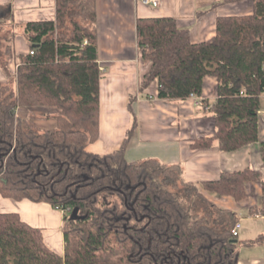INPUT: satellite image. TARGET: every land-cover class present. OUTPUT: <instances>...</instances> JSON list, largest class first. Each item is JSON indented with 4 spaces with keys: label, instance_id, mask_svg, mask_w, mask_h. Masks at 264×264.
Wrapping results in <instances>:
<instances>
[{
    "label": "trees",
    "instance_id": "1",
    "mask_svg": "<svg viewBox=\"0 0 264 264\" xmlns=\"http://www.w3.org/2000/svg\"><path fill=\"white\" fill-rule=\"evenodd\" d=\"M247 1L251 14L220 16L216 35L200 42L173 17L138 18L137 47L149 64L141 89L157 81L159 99L186 100L202 96L206 78H215L217 96L209 107L215 136L192 146L208 148L217 141L222 151L233 152L259 143L264 160L258 114L264 95V0H215L214 7ZM55 5L54 20L24 25L27 53L14 56L11 45L0 50L7 75L10 61L19 60L13 85L0 84V195L47 202L58 210L78 208L81 218L64 216L61 255L47 245L41 228L16 212H0V264H239L234 213L186 182L180 166L127 161L136 120L120 149L103 155L88 150L100 127L97 0H55ZM19 108L57 113L22 116ZM48 118L56 127L41 129L37 121ZM250 182L262 187L264 215L260 170L224 172L201 185L239 202ZM241 244H264V236Z\"/></svg>",
    "mask_w": 264,
    "mask_h": 264
},
{
    "label": "crops",
    "instance_id": "2",
    "mask_svg": "<svg viewBox=\"0 0 264 264\" xmlns=\"http://www.w3.org/2000/svg\"><path fill=\"white\" fill-rule=\"evenodd\" d=\"M214 3L215 0H161L160 6L154 7L137 0H97L98 52L102 75L100 127L98 139L89 145L88 150L103 155L120 149L136 120V128L125 150L127 161L154 159L166 165L180 166L183 179L195 184L210 202L221 210L234 213L240 224L242 220H247L250 229L257 230L255 235L244 239L249 240L264 236L260 183H248L247 196L239 202L229 196L207 192L201 184L218 179L224 172L246 168L260 170L264 175L260 144L233 152L222 151L217 141L208 148L192 146L198 138L215 136L216 127L209 107L217 96V80L206 78L200 96L203 107L196 106L191 97L186 100L159 99L157 81L141 89L149 64L142 61L138 51L137 19L173 17L180 27L190 31L194 42L206 41L216 35L218 18L226 15V5L214 7ZM251 13L252 9L246 11V14ZM55 15V0H0V19L5 25L11 23L7 27L12 28V34L29 21L54 20ZM11 46L14 56L29 50L27 42L15 35ZM18 64L17 57L10 61L9 67L11 65L14 75ZM2 72L0 70V80L5 75ZM261 105L264 110V104ZM24 110L19 108L17 113L21 114ZM44 120H38L37 124L41 127ZM53 121L56 123L55 119ZM259 122V139L264 141L263 115H260ZM45 127L47 125H42V128ZM0 212H16L26 223L41 228L47 245L64 254V215L51 204L28 199L15 201L0 195ZM256 223L261 224L259 229ZM239 236L240 232L237 238ZM239 264H264V244L248 247L242 253L239 248Z\"/></svg>",
    "mask_w": 264,
    "mask_h": 264
},
{
    "label": "rangeland",
    "instance_id": "3",
    "mask_svg": "<svg viewBox=\"0 0 264 264\" xmlns=\"http://www.w3.org/2000/svg\"><path fill=\"white\" fill-rule=\"evenodd\" d=\"M252 9V3L251 1H247L245 3H242V4H236V5H226V15H243V14H246V11H250ZM3 20L0 19V39L1 38H7L5 39L4 41L0 42V47H1V51H3L4 48H6V46L8 45H11L13 42H14V39L10 38L11 35H15V37H19L21 38L24 42H27L26 41V38H25V27L22 26L20 28L17 29L16 31V34H12V28L11 27H7L9 26L11 23H9V25H5L3 24L2 22ZM1 41V40H0ZM0 70L2 71V68L0 67ZM2 73H4V77L3 79L0 80V84H3V83H10L12 84L13 81H14V76L17 74L14 75L13 72H12V69H11V65L8 69V75L5 71H3ZM13 85V84H12ZM261 103L264 104V100L262 99L261 97ZM31 113H35V114H44V115H55L57 113V110L55 109H50V108H37V109H25L24 111H22V113L20 114L19 112V115H22V116H29ZM54 118H48L47 120L45 119L44 122L42 125H47V127L45 128H42V125H41V129H53L56 127V123L55 121H53ZM58 210V209H57ZM70 215V214H67V216ZM249 222L247 220H242L241 221V226H243L239 232H240V236L237 238V241H238V246L241 250V253L245 250L248 249V247H241V242L242 240L244 239H247L248 237H252V236H249V235H255L256 231L257 230H251L250 227H249ZM260 223H256L257 225V228L259 229L261 227V224L259 225ZM255 233V234H254ZM254 237V236H253ZM55 251V250H54ZM118 264V263H117ZM119 264H133V263H129L125 260L119 262Z\"/></svg>",
    "mask_w": 264,
    "mask_h": 264
},
{
    "label": "built area",
    "instance_id": "4",
    "mask_svg": "<svg viewBox=\"0 0 264 264\" xmlns=\"http://www.w3.org/2000/svg\"><path fill=\"white\" fill-rule=\"evenodd\" d=\"M138 2H140V3H142V4H144V5H150V6H154V7H158V6H160V4H161V0H137ZM86 43V42H85ZM31 54H33V52L31 51L30 52ZM191 98H193L194 99V103H195V105L196 106H198V107H203V105H204V102H203V100L200 98V97H198V96H195V95H192L191 96ZM258 114H259V116L260 115H263L264 116V110H260V111H258ZM62 213H63V215L65 216V215H67V214H71V212H72V209H66V210H60ZM240 228H241V224H240V222H237L236 224H235V226H234V228L232 229V234L234 235V236H238L239 235V230H240Z\"/></svg>",
    "mask_w": 264,
    "mask_h": 264
},
{
    "label": "water",
    "instance_id": "5",
    "mask_svg": "<svg viewBox=\"0 0 264 264\" xmlns=\"http://www.w3.org/2000/svg\"><path fill=\"white\" fill-rule=\"evenodd\" d=\"M81 217H79V210L78 208H73L72 212L70 214V220H77L80 219Z\"/></svg>",
    "mask_w": 264,
    "mask_h": 264
},
{
    "label": "flooded vegetation",
    "instance_id": "6",
    "mask_svg": "<svg viewBox=\"0 0 264 264\" xmlns=\"http://www.w3.org/2000/svg\"><path fill=\"white\" fill-rule=\"evenodd\" d=\"M135 187H133V189H134Z\"/></svg>",
    "mask_w": 264,
    "mask_h": 264
}]
</instances>
